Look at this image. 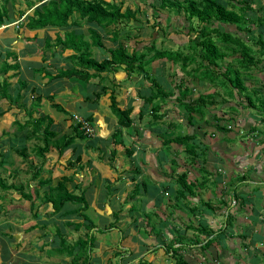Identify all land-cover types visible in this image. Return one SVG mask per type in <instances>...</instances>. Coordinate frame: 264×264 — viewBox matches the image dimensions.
Wrapping results in <instances>:
<instances>
[{
  "label": "crops",
  "instance_id": "obj_1",
  "mask_svg": "<svg viewBox=\"0 0 264 264\" xmlns=\"http://www.w3.org/2000/svg\"><path fill=\"white\" fill-rule=\"evenodd\" d=\"M4 1L0 3V176L10 182L9 179L16 175L15 163L10 158L19 148H15L13 141L21 146L30 141V137H25L28 136L29 123L26 120L28 111L32 110L29 107L32 96H41L38 108L43 107V110L39 108L32 111H36V114L46 112L52 116L54 123L56 119L62 118L67 128V116H61V112L55 111L52 104L57 103L66 113L67 109H71L72 115L79 114L78 109L81 108L84 115H79L90 117L95 139L102 127V132L107 134L105 141L115 120L106 119L99 109L100 98L94 99L93 94L100 92L101 86L106 87L99 83L100 76H123L120 81L124 82L123 90H127V99L120 100L119 95L123 92L119 88L117 102L120 107L130 108L131 121L129 126L122 129V145L116 148V159L110 166L96 160L93 149L97 145L101 146L98 140L93 146L88 143L92 149L89 157L84 156L83 159L82 152L76 151L82 161L90 160L100 169L95 173L87 171L89 180L86 184L92 177L98 180V184L102 183L104 177L113 182L111 190L115 195L109 197V204L105 203V197H98V200L94 197L93 201V198L90 200L89 209L95 208L99 215L108 216L111 210H119V215L123 217L119 227L125 232L123 237L120 231L124 244L121 248L127 252L123 257L128 256L127 262L141 257L152 264H174L170 250L173 247L187 264H264V130L259 132L260 128H264L260 117L264 108L261 107V111L256 109L258 100L264 105V0H212L238 14L240 19L238 22L220 19L211 24H198L194 17L188 20L183 6L191 0H110L129 9L127 4L136 1L135 10L130 9L134 13L132 21L116 26L118 38L124 35L128 37L124 43L129 53L132 50L141 53L142 48L152 46L156 50L179 52L186 58L182 62L180 58L174 61L157 56L148 65L150 77L155 78L163 88H169L173 95H165L155 104L159 106L157 112L161 113L159 120L165 124L166 136L162 138L154 134L144 139L139 138L143 128L139 111L143 104L142 97H148L149 94H141L144 91L143 74L140 76L139 72L136 75L131 72L125 77V72L117 69L95 73L88 80L73 75L51 78L56 72L73 66L71 55L74 51L55 44L53 40L56 36L69 31L76 35L82 34L83 39L90 44L88 50L91 57L100 60L105 57V53L102 47L93 45L87 30L98 33L103 47L112 48L116 44L110 39L114 25L101 28L94 22H85L77 12H73L74 17L70 14L64 26L28 28L25 26L26 17L46 0H30L32 5L24 0H13V3ZM203 39H209L220 53L212 64L204 57L206 51L201 46ZM243 47L248 49L246 54L243 53ZM151 48L149 52H143L144 59L150 56ZM248 59L256 63L244 70L241 68V72L234 76L236 82L241 81L240 85H233L230 81L233 80V74L224 75L227 65L243 64ZM201 66L205 73L198 71ZM157 69L162 76H153ZM87 71L92 72L91 69ZM174 80L177 84L172 86ZM185 92L186 98L183 96ZM49 95L53 96L52 100L45 98ZM189 102H193L194 106L190 113L184 108V105L190 106ZM100 105H107L106 100ZM257 123L261 124L257 127ZM147 124L153 125L151 120ZM184 134L192 136V162H187L183 146L172 140ZM36 142L34 139V144ZM75 144L78 142L75 141ZM144 144L151 145L150 149L156 154L161 153H157L159 147L165 144L167 154L161 153L152 159L150 154L153 151L143 150ZM124 147H130L133 154H124ZM50 152L44 154V160L34 154L31 166V161L26 163L28 179L32 174V165H41L42 169L35 179L24 184L11 183L21 186V190L26 192L35 186L38 178H47V169L52 166L47 157ZM3 155L11 164L5 165ZM67 156L57 162L62 164ZM45 163H49V166ZM162 165L166 166L165 173L162 172ZM134 168L139 171L136 175L132 172ZM59 170L51 172L50 185L64 175ZM183 171L190 187L184 189V195L180 197L176 193L180 189L179 184L173 178ZM42 173L47 175L41 176ZM55 177L57 180L52 183ZM65 186L69 188L68 183ZM44 189L45 186L39 188L38 192ZM95 189V193L100 194L99 189ZM8 190L7 193H1L0 190V201L4 194L8 195L13 207L11 219L17 215L21 216L22 221H32L34 224L33 227L26 226L25 231L20 233L16 231L19 226L7 218L4 229H0V264H61L65 256L48 252L58 244V239L50 231L44 233L49 229H45V223L50 222V217H45V213L49 212L47 205L40 203L39 199H32L31 202L21 197L18 190ZM11 191H15L16 195L11 196ZM92 193L93 197L94 191ZM4 204V201L0 203V209ZM65 208L63 206L60 213ZM6 209L8 207L3 208L1 216L7 213ZM35 209V216L40 215L33 218L31 211ZM60 213L56 217H62ZM66 221H73V218ZM34 228L41 230L39 236L43 237L37 246L25 236L26 233L28 236L35 233L31 231ZM104 240L109 243L102 236L100 244ZM95 242L99 241L93 239L92 249H95ZM114 252L110 254L111 257L115 256ZM52 257L59 258V262L53 261Z\"/></svg>",
  "mask_w": 264,
  "mask_h": 264
},
{
  "label": "trees",
  "instance_id": "obj_2",
  "mask_svg": "<svg viewBox=\"0 0 264 264\" xmlns=\"http://www.w3.org/2000/svg\"><path fill=\"white\" fill-rule=\"evenodd\" d=\"M28 5H32L30 0H24ZM42 1V0H36ZM121 4L114 3L110 0H46L43 4H41L38 8H34L32 10L31 15L26 17L25 26L28 28H40L45 25L52 26H64L66 25V20L70 14L73 12H77L79 17L85 19V22H94L101 28H106L114 25V30L110 32V39L112 41H116V44L112 48H105L102 46L100 42V36L94 30H87L92 38L93 45H97L102 47L103 52L105 53V57L100 60H96L91 57L89 52V43H87L82 34H74L73 32H63L60 36H56L53 40L55 44H61L62 48H69L74 51L71 58L73 60V66L66 69L60 70L56 72L52 79L57 76H77L81 79L88 80L91 76L95 75V73L100 72H113L117 69H122L126 77L130 72L133 71L135 65H140V59L144 55L143 52L137 53L132 50L130 53L127 51L125 46V40L128 38L127 35H124L123 38H118L117 28L116 26L121 23H126L129 18L134 17L133 10L129 8H124L122 11L120 10ZM187 13L188 20H191L194 17L197 23H213L214 21H220V19L227 22H238L240 16L235 14L231 10H226L223 6H219L216 2L212 0H198V1H186V6H183ZM2 15L0 13V24ZM204 27V26H203ZM227 37L228 34H223ZM231 39H233L231 37ZM201 46L204 48V57L207 58L208 62L212 64L214 59L218 57L220 54L218 49H216L213 43L209 39H203L201 41ZM152 46H149L151 48ZM248 49L243 47V53H247ZM151 54L148 58L152 57H165L167 59L177 60L180 58L182 62L186 60L181 53L173 52L169 49L164 50H156L151 48ZM212 56V57H210ZM244 62V61H243ZM247 62V63H246ZM256 61H252V59H248L243 64H238L241 68H249L252 64H255ZM202 67V66H201ZM87 69H91L92 72H88ZM237 69H230L226 67L224 71V75L228 76L233 74V80L230 81L234 85L241 81L236 82ZM148 78V76H146ZM100 92L94 93V99L98 97L99 94H104L106 87L101 86ZM164 96L165 94L162 93ZM108 108L113 116H115V123L113 124V129L111 130L108 139L106 140L108 145L103 147L102 145H97L93 149L94 157L100 163H106L107 165H111L112 161L116 159V148L119 145H122V129L130 125V117L129 110L130 108L120 107L118 105L117 100L115 99L116 94L114 93L113 87L109 89L108 95ZM154 95H149L148 97L143 96L142 100L145 102H151ZM184 98H186V92L184 93ZM41 96H32L31 105L39 104ZM48 100H52L53 96L49 95L45 97ZM35 101V102H32ZM189 105H184L186 112L190 113V111L194 110L193 102H189ZM52 106L59 112L63 113L67 116L69 120V133H61L54 130L52 124L54 122L53 118L48 116V114H38L37 117H33L30 124V131L28 132V137H34L37 142L31 147L33 154L38 157L43 158L44 154L47 152L55 151V153L60 156L63 150L69 149L70 154L67 156L63 163H57V165H61L60 170H71V174L61 175L55 184L50 185L51 183V172L55 170L53 166L47 169L49 173L47 178H38L35 186L28 189V191L23 192L21 190V186L16 185L7 181L5 177L0 176V190L6 191L8 189L18 190L21 197L25 199H29L32 202V199H39L40 203H44L49 208V212H58L63 208L64 204L69 203L70 205L64 209L60 213L63 216H73V218L77 219L76 222L66 221L65 225L70 226L74 229H82V237H78L73 243L68 242L65 239V236L58 237L60 234L59 229H56L55 235L57 236L58 244L56 247L49 249V253L63 254L65 253L68 256H71L70 264H86L87 259L89 257V251L92 248L93 241V233L92 228L95 227L94 223L88 218L87 210L90 208V199L92 195H90L89 190L94 191L95 187H97V191L100 188L104 187L106 195L105 203L108 205L110 202L109 197L114 196L112 194L111 186H113V182L110 181L109 178H102V183L98 184V180L95 177H92L90 181L86 184H82V178L80 179L83 165L87 164L86 169L92 168V161L90 160H81V156L79 153H76V142H84L89 139L87 133L84 132V127L80 121H77L72 114L67 115L66 112L61 108L57 103H53ZM158 105L150 106V110L148 113L150 114L149 119L153 122L159 120L161 115L157 112ZM199 109V105H197ZM28 116H31L32 110L28 111ZM141 115V114H139ZM84 122L90 123V117H86L83 120ZM29 124V125H30ZM169 125V124H168ZM92 126V125H91ZM90 127V126H89ZM20 128H22L20 126ZM91 129V128H90ZM191 134L179 135L172 140L174 142L179 143L183 146V152L187 156V162L193 161L194 159V145L190 143ZM24 138V139H25ZM166 141V140H165ZM164 141V142H165ZM40 143V144H39ZM106 148V149H105ZM25 150V146L22 145L20 150L18 151L20 155L23 154ZM75 151V152H74ZM124 154L131 155L132 149L130 147H124ZM32 162H29L31 166ZM33 171L30 176V179H35L40 173L42 167L41 165L33 166ZM78 168V170H76ZM58 169V170H59ZM219 171V170H218ZM133 174L136 175L139 173L137 168L132 170ZM185 171L176 174L173 178L178 184L180 189L176 191L177 194H180V197L184 195V189L188 190L190 183L185 181ZM76 175V177H75ZM69 184V188L65 186V184ZM189 184V185H188ZM45 186L43 192L39 193L38 189ZM90 188V189H89ZM182 194V195H181ZM98 196L100 194L98 192ZM2 195L0 194V199ZM36 209L32 212L31 216L36 215ZM119 213V210H111L110 214L116 215ZM115 223V221L108 222V224L103 225L102 227H96V231L99 233H103L110 228V225ZM121 239V236H120ZM76 247V254L74 252V248ZM171 255L174 260V264H187L184 260L181 259L179 255L176 254L177 249L170 247ZM115 253V252H114ZM116 255V253H115ZM127 264H152L151 262H147L143 258H137L134 261L126 262Z\"/></svg>",
  "mask_w": 264,
  "mask_h": 264
},
{
  "label": "rangeland",
  "instance_id": "obj_3",
  "mask_svg": "<svg viewBox=\"0 0 264 264\" xmlns=\"http://www.w3.org/2000/svg\"><path fill=\"white\" fill-rule=\"evenodd\" d=\"M9 1L11 3H13V0H9ZM2 2L5 3L4 0H1L0 3L2 4ZM1 4H0V7H1ZM127 5L130 6V9H133V10H135V7L137 6L136 1L135 2L131 1ZM122 9H124L123 6L120 7V10H122ZM71 15L74 17V14H71ZM135 15H136V13H135ZM83 20H84V18H83ZM130 21H132L131 18H129V20L127 22L130 23ZM99 32L101 33V30H99ZM119 32L121 33L122 31H119ZM103 38H104V36H103ZM155 48L156 47H154V49ZM142 49H143L142 52H144V53L149 52L148 51L149 48H142ZM140 61H142V63L140 65L133 66L134 69H133L132 73L134 75H136V73L139 72L140 73V76H141V74H143L142 78L143 77L144 78H143L142 85L144 87V91L141 94L142 95H145L147 93L149 95L151 94V95H154V96H153V98H152V100H151L150 103H148V102L146 103L145 101H143L142 107L140 108V111L139 112L142 114L141 121L143 122V125H142L143 128L141 129L142 132L139 131L141 133V136H140V133H139V138H141V139H144L145 137H148L149 138L150 136L152 137V135H154V134H159L160 137L164 138L166 136V135H164L165 134V132H164L165 131V127H164L165 124H163L164 122H162L160 120H157L156 122H153L152 121L153 125L148 126L147 122L150 120L149 119L150 114H148V109L147 108L149 107V105H155V104H157L159 102V100H162L163 97H165V95H173V92L170 93V89L169 88H167V89L163 88V86L155 78H151L150 77V75H151L150 74V69H149L150 66H148V65H151V63L153 61V57L152 58L144 59V56H143L140 59ZM143 61H145V62H143ZM227 67L230 68V69H233V70L234 69H237L238 72H241V67H239L238 64H236V65L228 64ZM148 69H149V71H148ZM64 70H66V69H64ZM158 70L159 69H157V71L155 72V74L153 76H162V75L159 74V71ZM242 70H244V68H242ZM198 71L199 72H202V73L203 72L205 73V70L202 67L201 68H198ZM130 74H131V72L129 73V75ZM146 76H148V78ZM214 76H216V75H214ZM99 78H100V80H99L100 82L99 81L98 82L100 84H104L106 86V89H107V90H105V93L104 94L103 93L102 94H99L98 97H97V98H100V101L98 102L99 103V109H100L101 113H103L105 115V117H106L107 120H112V119L115 120V116H113L111 114V112H110V110L108 108V105H104L103 106V105H100V104L102 102H104L105 100H106V102L108 104V99H106V98L108 97L107 95H108L109 89L112 88V87H113V90H114V93L115 94H117L119 92V88L121 89V92H123V93H121L119 95L120 96L119 97L120 100H123V99L126 100L127 99V95L125 94V91H127V90H123L124 89V86H125L124 85V82H121L120 81V80H122L123 76H118V75H114L113 76L112 75V76H100ZM171 84L173 86V85H176L177 83L174 80V82L172 81ZM162 93H164L165 95L163 96ZM32 95H34V94L32 93ZM119 98H117V95H116L115 99H117V101H119ZM32 102H35V101L32 100ZM257 102H258L259 106H257L256 109L258 111H261L262 110L261 107L264 108V105H262V102L260 100H258ZM35 105H36V107L30 105L29 106L30 109L34 110V109H39L40 108V109L43 110V107H39L38 108L37 104H35ZM29 107H28V109H29ZM54 110L56 111L55 108H54ZM78 111H79L78 112L79 114L84 115L83 114L84 112L82 111L81 108H79ZM35 112L36 111H32V114H31L32 117L29 116L27 118L26 122H28L30 124V122L33 119V117H37L38 116L39 113L36 114ZM71 112H72L71 109H67V113L66 114L69 115V114H71ZM44 113H46V112H44ZM44 113L42 112L40 114H43V115H46L47 114V113L46 114H44ZM54 113H57V112H54ZM79 114H76V115L74 114V115L77 116V117L79 116V118L81 120H84V118L81 117ZM159 114L161 115V113H159ZM57 115L59 116L60 114L58 113ZM57 115H54V116H57ZM62 115H64V114L61 113V116ZM74 115H73V117H74ZM48 116L52 117L49 114H48ZM260 117L262 118V121L264 122V113H261ZM146 119H147V121H146ZM63 121L64 120L62 118L61 119H56V122L55 123L53 122L51 128H53L54 130H56L57 132H59V134H61V133H69V128H67L65 126V122H63ZM90 123H91V121H90ZM87 124L91 128V133L88 134L90 140L88 142H85L84 141L83 144L82 143H79V142H78V144H75L77 146L78 152H80V153L82 152L81 153V156H82L83 159H84V156H86V157L87 156L88 157L90 156L89 155V152L92 151V149L90 148V146L95 145L97 143V140H98V142L103 147H106L108 145L107 141L106 140L104 141V139L106 138L107 134H104L105 132H102L103 131V128L102 127L100 128V132L97 134V139H95L96 135H94L93 127L89 124V121L87 122ZM259 124H261V123H257L256 126L258 127ZM30 127H31V124L29 125V127L27 129V132H29L31 130ZM263 130H264V128H260L259 132L261 133ZM143 131H145V132H143ZM144 134H146V135H144ZM34 139H35L34 137H30V139H29L30 141H26V143L23 144L25 146V150H24V152H23L22 155H20L18 153V151H15V153H12V157L10 158V160L12 161V163H15L14 164V173L16 175L15 176L13 175V177H11L9 179L10 182L13 181L14 183H21V184H24L25 182H28L29 183V180H30V179H28L29 171L27 170L26 163L29 162V161H31L32 163L34 162L35 157H34L33 151L32 150L30 151V148L33 147V145H34ZM237 139H239V137H237ZM24 141L25 140L23 139V142ZM237 141L239 142V140H237ZM88 143H91L90 146H89ZM13 145L15 146V148H19V149H16V150H20V148H21V145L20 144L17 145L16 142L13 141ZM157 145L158 144H156V146ZM14 146L12 148H14ZM150 146L151 145L148 146V145H145L144 144V146H142V148H143V150L146 149V151H150V152L153 151L150 154L151 155L150 158H152V159H154L155 157L160 156L161 153L167 154V148H166L165 144L160 145L159 151L157 152V153H160L161 152L160 154H156V151L151 150L150 149ZM143 150L142 149L140 150L141 156H143ZM68 153L70 154V150L69 149H66V150H64V152L60 156H58L54 151L48 153L49 155H47V154L46 155H47V157H49L48 158L49 159L48 162L52 164V166L55 168V170H58L59 169L58 167H60L61 165L60 166L57 165V163H58L57 161H60V159L62 160V157L63 156H67ZM2 159L5 160V165L11 164V161H9V160L6 159V155H3V158ZM150 161H151V159H150ZM49 163H45L46 166H49ZM91 165H92L93 169L92 170L89 169L90 172L95 173L98 170H100L99 167H97L98 165H95L93 162H92ZM34 166H36V164H34ZM83 166L84 167H83V170H82V173H81L82 184H86V181L89 180V176H88V173H87L88 170L86 169L87 164L84 163ZM165 168H166V166H164V165L161 166V169H162V172L163 173L166 172V169ZM33 170L34 169H31L30 171H33ZM59 171L62 172V170H59ZM62 173L64 175H68V174H71V170H66V171H63ZM0 174L2 175V172ZM5 175H7V173ZM42 175L43 176H46L47 174L46 173H42L41 176ZM75 177H76V175H75ZM56 180H57V177H55L52 180V183L55 182ZM30 185H31V182H30ZM95 191H96V189L94 190V196L92 197L93 199L92 198H91L92 200L90 199L91 201L94 200V197L96 198V200H98V197H99L98 196V192L95 193ZM7 192H9V190L1 191V193H7ZM89 193L91 195V191L90 190H89ZM10 195L11 196L16 195L15 191H11L10 192ZM92 195H93V193H92ZM105 195H106V193H105L104 187L100 188V197L103 198ZM3 201L6 202V204L2 205L3 207H2V209H0V213L3 212V208H7L8 207V210L6 209L7 210V213L5 212V214H2L3 216L0 215L1 216L0 218H2L0 220V229H4L3 226H4V223L7 222L6 221L7 218H8L9 221H11V222L13 221V223H15L16 225L19 226V227L16 228V231H18L20 233H21V231L22 232L25 231L24 228L26 226H28L27 228L33 227V224L34 223L32 221H22L21 216L19 217V216L15 215L11 219V216L10 215H11V213H13L11 211L13 209V207L11 206V203L12 202L9 201L8 195H5V194H4L3 199L0 201V203H3ZM69 205H70L69 203H66V204H64V207L66 206V208H67ZM91 205H92V203H91ZM38 212H41V209H38ZM35 213H37V211ZM58 213H60V210L58 212H48V213H45V217L46 218H49L50 217V220H49L50 222H48V223L46 222L45 223V225H44L45 226V229H48V228L49 229H48V231H44V233H48L50 231V234L54 233L53 234L54 235V238L55 237L57 238V236L58 237L65 236V239H67L68 242H73L75 240V238H77L78 236H82V233H83V230L82 229H74V228H72L70 226L65 225V221L68 220V219H70V218H73V216H69V217L68 216H63V217H60L59 218V217H56V215ZM31 214H32V211H31ZM86 214H87L88 218L95 225L94 229L93 228L91 229L92 230V233H93L92 234L93 235V239L99 241V242H95V246H94L95 249H92V248L90 249L89 254H88L89 257L87 259V263L86 264H106V263H110V264H125L127 262L126 260L128 259V256L126 258L123 257L124 255L127 254V252H125L121 248V246H123L124 244H123V238L120 239V236H121L120 235V231H121L123 237L125 235V232H123V228L122 227H119V225H120L123 217H121L119 215V213L117 214V217H116V215H113V214H110L109 216L108 215H99L97 212H95V208L94 209H88ZM39 215L40 214H38L37 216H33V218H36ZM37 220H43V219H37ZM73 221L76 222L77 219L73 218ZM112 221H115V223H112L110 225V228H107V230L105 232L99 233V232L96 231V227H102L103 225L108 224V222H112ZM35 222H37V221H35ZM16 225H14V226L16 227ZM18 229H20V230H18ZM56 229H59V232H60V234L57 235V236L55 235ZM31 231H36V232L33 233V234H31V235H29V236L27 235V233L26 234L24 233V234L26 236V239L27 238L30 239L31 242H32V244L34 246H37V242L38 243H41L43 241V237L39 236L41 234L40 233L41 230L37 231L36 228H34ZM102 236H105L107 238V240H108L109 243H107V241L104 240L100 244V240H101ZM124 242H128V240H124ZM101 245H103L104 247L102 246L101 247V250L98 251V248ZM56 246H57V244H55L53 246V248L56 247ZM109 246H112L111 249H109ZM92 250H93V252L95 254L92 252ZM113 251L116 252V255L111 257L110 254H113ZM74 252L76 254V247L74 248ZM59 256L60 257L65 256V259H61V264H70L71 256L65 255V253H63V254L61 253ZM107 256H110V257L107 260H105V258ZM52 258H53V261L59 262V260H60L57 257H52ZM104 262H106V263H104Z\"/></svg>",
  "mask_w": 264,
  "mask_h": 264
},
{
  "label": "built area",
  "instance_id": "obj_4",
  "mask_svg": "<svg viewBox=\"0 0 264 264\" xmlns=\"http://www.w3.org/2000/svg\"><path fill=\"white\" fill-rule=\"evenodd\" d=\"M74 118L77 121H80L82 123V126L84 127V132L85 133H87V134L91 133V129H90L89 125L86 122H84L83 120L79 119L77 116H74Z\"/></svg>",
  "mask_w": 264,
  "mask_h": 264
},
{
  "label": "clouds",
  "instance_id": "obj_5",
  "mask_svg": "<svg viewBox=\"0 0 264 264\" xmlns=\"http://www.w3.org/2000/svg\"><path fill=\"white\" fill-rule=\"evenodd\" d=\"M75 116V115H74ZM79 118V117H78ZM80 119V118H79Z\"/></svg>",
  "mask_w": 264,
  "mask_h": 264
}]
</instances>
